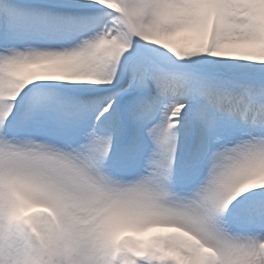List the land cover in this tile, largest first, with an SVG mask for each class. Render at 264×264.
I'll list each match as a JSON object with an SVG mask.
<instances>
[{"label": "snow or ice", "instance_id": "snow-or-ice-1", "mask_svg": "<svg viewBox=\"0 0 264 264\" xmlns=\"http://www.w3.org/2000/svg\"><path fill=\"white\" fill-rule=\"evenodd\" d=\"M0 264H264V0H0Z\"/></svg>", "mask_w": 264, "mask_h": 264}, {"label": "rangeland", "instance_id": "rangeland-1", "mask_svg": "<svg viewBox=\"0 0 264 264\" xmlns=\"http://www.w3.org/2000/svg\"><path fill=\"white\" fill-rule=\"evenodd\" d=\"M156 231H160V230L152 229V232H156ZM152 232H151V233H152ZM129 234H131V233H129Z\"/></svg>", "mask_w": 264, "mask_h": 264}]
</instances>
